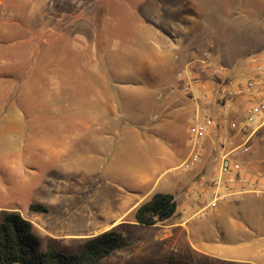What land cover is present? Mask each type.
Returning <instances> with one entry per match:
<instances>
[{
  "label": "rangeland",
  "instance_id": "rangeland-1",
  "mask_svg": "<svg viewBox=\"0 0 264 264\" xmlns=\"http://www.w3.org/2000/svg\"><path fill=\"white\" fill-rule=\"evenodd\" d=\"M187 1L1 0V11L9 4V11L14 13L9 19H2L1 24L2 34L9 33L2 35L1 40L0 117L4 118L13 107L23 116L25 131L7 133V138L15 145L26 146V150L0 156V220L8 213L19 212L33 223L44 246L51 244L67 254L81 252L87 239L102 233L99 231L105 229L106 217L119 205L123 184L110 182L101 173L95 180L94 176L83 174L79 179V169H66L57 162L42 160V150L56 146L80 150L83 163L92 160L96 164L99 159L95 157L93 147L88 146L89 137H82L79 144L72 143L68 135L71 121L64 113L67 105L55 104L56 99L62 100L73 92L67 88L71 82L80 85L81 88L75 91L82 98L89 95L102 98L104 85L94 89L90 81L153 82L152 74L138 71L145 68L142 65L144 59H152L155 50L148 45L146 28L158 25L170 29L175 23L183 22L187 17L184 5ZM244 3L245 11L250 13H256L260 8L253 0ZM4 14L2 12V17L9 15ZM47 17L48 26L45 24ZM173 57L181 67L189 61L187 55L185 60L180 53ZM121 69L129 71L123 73ZM173 70L176 71L175 64H166L156 80L171 81ZM84 115L82 113V124H87L88 117ZM162 120L156 119L153 124L123 121V125L137 128L143 134L161 135L168 140L166 144L170 150L169 139L174 144L172 147L177 149L187 146L185 131L183 134L174 126H164ZM4 141L0 135V145H6ZM67 141H71L70 145ZM257 142L261 150L264 139ZM111 153L113 155L102 158L107 160L104 163H123L138 156L143 161L147 156L151 157L148 149L132 144L126 145V150L117 149ZM201 189L197 188L191 195L194 211L201 212L195 221L201 224L199 231L204 232L205 227L206 236L213 239L211 229L218 231L222 225H216V212L206 206L210 197ZM31 204H42L48 212L31 211ZM177 204L179 211L184 203L178 198ZM113 228L120 231L131 246L113 253L101 264H164L163 260L168 257L195 255L190 246L185 245L184 235L166 233L163 237L166 229L158 228V225L151 227L137 223ZM197 264L232 263L210 259L204 262L201 257Z\"/></svg>",
  "mask_w": 264,
  "mask_h": 264
},
{
  "label": "crops",
  "instance_id": "crops-1",
  "mask_svg": "<svg viewBox=\"0 0 264 264\" xmlns=\"http://www.w3.org/2000/svg\"><path fill=\"white\" fill-rule=\"evenodd\" d=\"M253 1L260 6L256 13L245 11L246 0H188L184 3L187 17L183 22L175 23L170 29L158 25L146 28L148 45L155 50L152 59H144L142 65L145 68L138 71L152 74L153 82L132 84L90 81L91 88L94 89L104 85L102 98L90 95L82 98L80 93L75 91L81 88L80 85L71 82L67 88L73 92L68 93L62 100L56 99L55 104L62 102L67 105L64 113L71 121L68 124L71 128L68 135L72 138V143L79 144L82 137H89L88 146L93 147L95 157L99 159L96 164L92 160L83 163L80 150L56 146L43 149L42 160L57 162L66 169H79V179L83 174L82 176H94L95 180L101 173L110 182L123 184L120 187L123 195L119 196V205L116 211L106 217L108 223L103 225L105 229L99 232L123 225H137L135 212L141 204L150 200L156 193H170L175 196L176 202L178 198L183 201V207L179 211L177 207L176 214L157 224L158 228L166 229L163 237L166 233L173 236L176 233L184 235L185 245H189L195 253L196 264L201 257L204 262L210 259L232 264H264V197L249 195L242 201L228 200L221 203L214 211L216 225L222 227L218 231L211 229L214 233L213 239H208L205 227L204 232L199 231L198 226L201 224H197L193 217L196 212L192 207L191 195L200 187V191L203 190L204 194L209 195V179L221 164L220 151L229 153L234 146L243 143V136L236 131H230L228 134L235 142L234 146L221 142V139L224 127L226 129L232 122L245 121L244 114L235 113L234 108L244 109L246 103L242 96L232 98L233 108L225 116L218 115L219 109L215 105V99L205 106L200 105L196 97L185 91L184 81L179 76L182 67L173 57L176 53H180L184 58L188 53L189 56L192 54L197 57L206 50L210 51L215 66L223 67L220 85L228 83L230 79L246 80L256 76L254 65L250 61L254 56H264V0ZM1 3L0 0V60L2 35L9 33L2 34V19H9L10 14L14 13L9 11V4L8 7L7 4L4 5V10L1 11ZM2 12L9 15L4 14L5 17H2ZM45 19L48 26L49 18ZM12 37H15L14 34ZM171 63L176 66L173 79L167 82L156 80L164 66ZM120 71L124 73L129 70ZM194 77L196 84H205L215 93L218 85L210 79L207 72L196 67ZM62 88H66L64 84ZM216 96L215 94L214 98ZM58 111L62 110L58 108ZM82 113L88 117L87 124H82ZM208 115H213L214 120L206 135L201 138L199 161L195 167L183 169L182 164L192 151L191 134L194 122L198 117L204 122ZM159 118L163 119L164 126H174L183 134L185 131L187 146L183 145L177 149L172 147L174 144L169 139L172 143L170 150L168 140H164L161 135L154 132L153 135L143 134L137 128H127L123 125V121H146L153 124L154 120ZM25 127V120L15 107L10 108L4 118L0 117V135L4 137V142H7L6 145H0V156L3 153L26 150V146L23 148L15 145L7 138V133H23ZM153 130L155 131V128ZM8 135L10 137V134ZM263 139L264 127L252 137L251 150L247 153L239 151L238 154L239 161L242 162V173L258 183H264V145L260 150L256 142ZM70 142L67 141V145H70ZM129 144L148 149L151 157L147 156L143 161L138 156L123 163H104L106 158L103 160V157L113 155L111 152L117 149L126 150V145Z\"/></svg>",
  "mask_w": 264,
  "mask_h": 264
},
{
  "label": "built area",
  "instance_id": "built-area-1",
  "mask_svg": "<svg viewBox=\"0 0 264 264\" xmlns=\"http://www.w3.org/2000/svg\"><path fill=\"white\" fill-rule=\"evenodd\" d=\"M189 57V61L181 68L179 76L184 81L185 91L196 97L201 105L209 104L215 99V105L219 109L218 115H227L233 108L232 98L242 96L246 107H235L237 114H244L245 121L242 123L232 122L223 133L221 142L234 146L235 142L228 135L230 131H236L243 136V143L234 146L231 152L220 151L221 164L214 175L209 179L208 193L210 201L207 208L217 209L219 205L228 200L242 201L247 196L264 197V183H258L243 172L242 162L238 154L247 153L251 150V141L255 133L264 127V56L258 55L251 59L254 71L257 74L246 80L230 79L226 84H219L222 79L223 67L215 66L210 51H204L197 57ZM199 67L207 72L210 79L216 81L217 88L212 93L205 84H196L194 71ZM217 95L214 98V95ZM214 116L208 115L204 122L196 118L191 134L192 151L189 158L182 164L183 169L195 167L199 161L201 152V138L206 135L208 127L213 125ZM200 213H195L194 218Z\"/></svg>",
  "mask_w": 264,
  "mask_h": 264
},
{
  "label": "trees",
  "instance_id": "trees-1",
  "mask_svg": "<svg viewBox=\"0 0 264 264\" xmlns=\"http://www.w3.org/2000/svg\"><path fill=\"white\" fill-rule=\"evenodd\" d=\"M178 204L170 193H156L141 204L136 212V221L145 226H155L173 217ZM34 212L47 213L42 204H31ZM131 242L116 228L97 234L84 243L83 250L75 254L58 251L53 245H43L31 221L19 212L8 213L0 220V264H101L113 253L125 250ZM164 264H196L195 256L168 257Z\"/></svg>",
  "mask_w": 264,
  "mask_h": 264
}]
</instances>
